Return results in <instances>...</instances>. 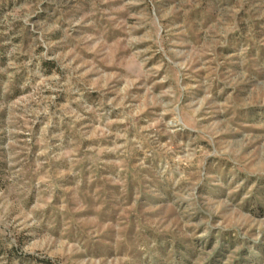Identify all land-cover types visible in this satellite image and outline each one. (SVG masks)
Wrapping results in <instances>:
<instances>
[{
  "label": "rangeland",
  "instance_id": "374dc122",
  "mask_svg": "<svg viewBox=\"0 0 264 264\" xmlns=\"http://www.w3.org/2000/svg\"><path fill=\"white\" fill-rule=\"evenodd\" d=\"M0 264H264V0H0Z\"/></svg>",
  "mask_w": 264,
  "mask_h": 264
}]
</instances>
